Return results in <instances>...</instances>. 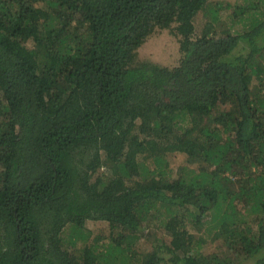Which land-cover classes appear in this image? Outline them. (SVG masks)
<instances>
[{"label":"trees","instance_id":"16d2710c","mask_svg":"<svg viewBox=\"0 0 264 264\" xmlns=\"http://www.w3.org/2000/svg\"><path fill=\"white\" fill-rule=\"evenodd\" d=\"M209 2L0 0V264H229L208 234L264 264V13L197 35ZM149 17L177 22V66H125ZM153 218L169 244L140 253Z\"/></svg>","mask_w":264,"mask_h":264},{"label":"rangeland","instance_id":"374dc122","mask_svg":"<svg viewBox=\"0 0 264 264\" xmlns=\"http://www.w3.org/2000/svg\"><path fill=\"white\" fill-rule=\"evenodd\" d=\"M258 9L264 13V0H210L205 9L198 12L194 18L196 26V34L200 35L208 22L212 21L216 25V29L221 31L227 29L233 33H240L249 27L245 24L248 16V9ZM244 8L245 12L241 13ZM177 22L158 20L157 18H147L138 27L133 42L130 46V52L126 59V67H139L143 64L156 65L159 67L173 68L177 66L184 57V51L181 50L180 44L183 37L177 30ZM247 49H242L239 53H246ZM261 62V59L258 60ZM226 106V105H225ZM224 108V106H221ZM217 112V110L215 111ZM187 124L198 122L201 125H206L209 120L206 116L202 117L198 113H192L186 119ZM192 120V121H191ZM171 166L174 171H177L179 166L186 164V157L182 153L170 156ZM190 169L194 166H188ZM246 223L248 226L251 220L250 213L245 215ZM248 222V223H247ZM250 224V223H249ZM253 227L256 224L251 223ZM71 225H68L64 230L65 237L71 232ZM90 234L89 241L98 243L99 245L109 244L110 237L108 232V222L101 220H88L84 227ZM142 234L139 238L135 239L132 248L137 249L138 252L148 251L153 248H158L162 244H169V238L165 234V229L159 220L154 219L148 226L142 229ZM128 242H123V246H127ZM83 246V239H81L76 248ZM74 248V247H73ZM204 253H216L224 259H228L229 264H254L253 259H246L244 256H236L233 251L229 249V245L224 243L222 239L214 240L209 234L207 242L201 247ZM167 257L168 254H165ZM138 256L134 261L127 259L117 260V264H134L138 261ZM174 264V263H168Z\"/></svg>","mask_w":264,"mask_h":264}]
</instances>
